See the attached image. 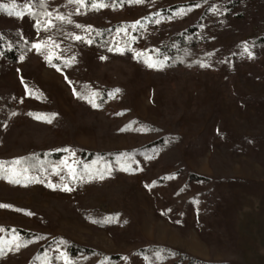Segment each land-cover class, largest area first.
Returning <instances> with one entry per match:
<instances>
[{
  "label": "rangeland",
  "instance_id": "1",
  "mask_svg": "<svg viewBox=\"0 0 264 264\" xmlns=\"http://www.w3.org/2000/svg\"><path fill=\"white\" fill-rule=\"evenodd\" d=\"M47 1L51 27L64 17L68 39L37 37L24 15L23 34L41 49L0 72V93L13 96L0 147V204L11 206L0 208V237L14 243L9 231L19 228L52 253L75 243L128 262L155 242L264 264V49H248L264 36V0ZM189 26L210 58L177 75L159 66L158 51ZM92 93L106 103L94 108ZM36 150L63 155L49 173L20 172L13 161Z\"/></svg>",
  "mask_w": 264,
  "mask_h": 264
},
{
  "label": "trees",
  "instance_id": "2",
  "mask_svg": "<svg viewBox=\"0 0 264 264\" xmlns=\"http://www.w3.org/2000/svg\"><path fill=\"white\" fill-rule=\"evenodd\" d=\"M28 0H0V17L4 24L0 26V72L9 67V65L17 63L21 57L28 55L33 49L34 39L26 38L22 31V18L28 15L32 21V29L37 33V37H45L54 35L62 39H68V29L64 21H59L57 25L48 27L45 21L49 19L44 13L48 12L49 4L45 0V7L39 6V0H31V9L34 15L26 13L25 4ZM21 12V16L9 15V12ZM39 21V23H37ZM103 46L107 45L100 37L94 38ZM103 41V42H102ZM203 38L198 34L195 26H189L184 30L177 31L172 34L164 45L159 48L158 62L162 61L163 65L171 72L177 75H186L193 73L201 68L209 60L210 56L201 49ZM248 49L255 54L264 49V36L253 39ZM12 97L10 94L2 95L0 93V147L6 136L5 131L10 125V117L13 111ZM93 98V97H92ZM98 107H102L105 102L104 94L93 99ZM82 153L87 160L94 153L93 150H86ZM63 153L51 152L48 150H36L32 153L22 154L16 164L17 169L23 172L27 169V173L39 175L49 173L53 169L52 164L60 160ZM4 169L0 168V171ZM6 173V171H5ZM190 178L195 180L206 179V177L198 176L190 173ZM169 217V216H168ZM173 220L172 217H169ZM1 231L8 234L2 227ZM13 230H15L13 232ZM9 232V235L18 236L19 241H7L0 237V258L7 254H28L26 264H64L63 258L57 259L59 253H52L45 246L37 245L36 234L23 229L15 228ZM19 242L21 246L15 248V244ZM71 264H227L226 262L204 260L195 257L180 249L173 248L167 244L155 242H145L138 246L133 252L135 259L127 261L123 259L121 253H106L100 249L72 243L67 245L63 251Z\"/></svg>",
  "mask_w": 264,
  "mask_h": 264
},
{
  "label": "snow or ice",
  "instance_id": "3",
  "mask_svg": "<svg viewBox=\"0 0 264 264\" xmlns=\"http://www.w3.org/2000/svg\"><path fill=\"white\" fill-rule=\"evenodd\" d=\"M70 2H74V3H77V4L81 5V6H83L84 3H85V0H70ZM128 2H130V3H142L143 0H128ZM39 6H40L41 8H44V7H45V0H39ZM24 7H25V10H26V13H27V14H29V15H34V14L32 13V9H31V0H28V2L25 4ZM93 7H97V8H99V7H103V5L100 4V3H95V4H93ZM197 7H198V5H197ZM8 14H9V15H16L17 17H19V16H21L23 13H21V12H11V11H10ZM44 15H45V16H48V17H51V13H48V12H45ZM56 19H57V20H61V21H63V20H64V17L57 15V16H56ZM37 23H39V21H37ZM45 23L47 24L48 27H51L52 21H51V19H49V20L45 21ZM136 23L138 24L139 21H137ZM134 26H135V25H133V27H134ZM77 27H80V25H77ZM89 27H90V26H89ZM74 38L77 39V40L82 39L81 37H74ZM32 47H33L34 49H36V50L39 52L40 49H41V43H34V44L32 45ZM109 51H112V49L109 48ZM245 51H247V48H245ZM249 58H251V53H249ZM21 59H23V57H21ZM46 59H50V58H49V57H46ZM101 59H104V57H101ZM146 63H147V61H146ZM158 63H159V66H162V65H163V62H162V61H160V62H158ZM154 66H156V65H154V64H152V63H149V64H148V67H154ZM200 66H201V67H205L206 65L201 64ZM57 70L59 71V69H57ZM22 83H23V81H22ZM116 91H119V90L117 89ZM26 92H27V89H26ZM73 94H74V95H77V93H76L75 91H74ZM95 95H96L95 93H92V94L88 97V102H89L90 104H92V106H93L94 108L97 107L96 103H95L94 100L92 99V97H94ZM81 98H83V97H81ZM34 118H36V119H41L42 117H34ZM48 122H51V121L49 120ZM64 151L67 152V151H69V150H68V149H64ZM13 163H14V164H18L19 161H18V160H17V161H13ZM62 163H65V164H66V161H65V162H62ZM69 169H70V173H69V174L72 175V174L74 173V170L71 169L70 166H69ZM54 170H55V169H54ZM23 171H24V172H27V169H23ZM5 178L7 179V177H5ZM100 178L102 179L103 176H101ZM9 182H10V183H15V184H20V183H21V181H20L19 179H12V180H10ZM28 182H29V183H32V182H39V181H37V180L33 177V178L28 179ZM61 190H62V191H71V188H70L67 184H65V185L61 188ZM6 207H11V206H10V205L0 204V208H6ZM27 214L31 215V213H27ZM107 219H108V218H106V220H107ZM93 223H96V221H93ZM0 230H2V229H0ZM14 231H15V230H13V232H14ZM13 239L16 240V241H19V237H18V236H14ZM61 243H63V241H61ZM20 246H21V244H20L19 242H17V243L15 244V248H19ZM61 258H63V260H64V264H71V261L69 260V258L67 257V255H66L64 252H60L59 256L57 257V259H61Z\"/></svg>",
  "mask_w": 264,
  "mask_h": 264
}]
</instances>
